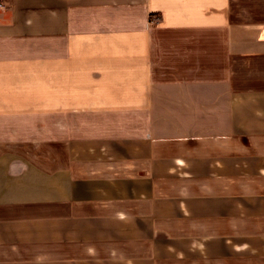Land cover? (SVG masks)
<instances>
[{
  "label": "crops",
  "instance_id": "obj_1",
  "mask_svg": "<svg viewBox=\"0 0 264 264\" xmlns=\"http://www.w3.org/2000/svg\"><path fill=\"white\" fill-rule=\"evenodd\" d=\"M0 3V264H264V0Z\"/></svg>",
  "mask_w": 264,
  "mask_h": 264
},
{
  "label": "built area",
  "instance_id": "obj_2",
  "mask_svg": "<svg viewBox=\"0 0 264 264\" xmlns=\"http://www.w3.org/2000/svg\"><path fill=\"white\" fill-rule=\"evenodd\" d=\"M0 5H1V3H0Z\"/></svg>",
  "mask_w": 264,
  "mask_h": 264
}]
</instances>
